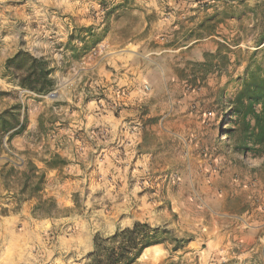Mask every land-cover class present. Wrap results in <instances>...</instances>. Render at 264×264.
<instances>
[{"label":"rangeland","instance_id":"1","mask_svg":"<svg viewBox=\"0 0 264 264\" xmlns=\"http://www.w3.org/2000/svg\"><path fill=\"white\" fill-rule=\"evenodd\" d=\"M20 51L49 68L47 92L7 67ZM252 70L264 0H0V113L25 121L0 134V264H86L95 235L137 221L183 246L135 264H264V154L228 134ZM28 162L55 216L17 201Z\"/></svg>","mask_w":264,"mask_h":264},{"label":"trees","instance_id":"2","mask_svg":"<svg viewBox=\"0 0 264 264\" xmlns=\"http://www.w3.org/2000/svg\"><path fill=\"white\" fill-rule=\"evenodd\" d=\"M83 41V40H82ZM87 44V41H85ZM12 74L19 77V84L37 93H45L53 85L50 70L42 59L20 51L7 61ZM19 109V108H18ZM229 111L234 126L228 129L230 138H235V147L242 152L260 158L264 154V75L252 70L242 88L229 101ZM25 121L21 122L17 112L5 110L0 113V134H9V140L21 132ZM18 173L14 167L1 172L4 183ZM21 182L18 202L35 199L32 214L38 217H51L60 212L54 198L40 195L45 174L32 162L20 172ZM25 195V196H23ZM172 244V250L183 246L174 233L164 227H154L147 222L137 221L132 226L117 229L110 236L95 235L93 250L87 256L86 264H135L143 252L154 245Z\"/></svg>","mask_w":264,"mask_h":264}]
</instances>
